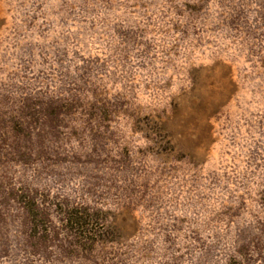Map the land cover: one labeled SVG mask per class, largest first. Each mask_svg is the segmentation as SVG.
<instances>
[{
  "label": "rangeland",
  "instance_id": "374dc122",
  "mask_svg": "<svg viewBox=\"0 0 264 264\" xmlns=\"http://www.w3.org/2000/svg\"><path fill=\"white\" fill-rule=\"evenodd\" d=\"M264 264V0H0V264Z\"/></svg>",
  "mask_w": 264,
  "mask_h": 264
},
{
  "label": "trees",
  "instance_id": "16d2710c",
  "mask_svg": "<svg viewBox=\"0 0 264 264\" xmlns=\"http://www.w3.org/2000/svg\"><path fill=\"white\" fill-rule=\"evenodd\" d=\"M232 264V263H231Z\"/></svg>",
  "mask_w": 264,
  "mask_h": 264
}]
</instances>
